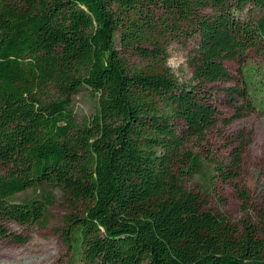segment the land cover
Instances as JSON below:
<instances>
[{
	"label": "trees",
	"instance_id": "16d2710c",
	"mask_svg": "<svg viewBox=\"0 0 264 264\" xmlns=\"http://www.w3.org/2000/svg\"><path fill=\"white\" fill-rule=\"evenodd\" d=\"M263 11L264 0H0V239L26 241L6 222L46 227L58 191L68 264H264V208L232 222L208 208L215 181L184 184L206 173L186 144L217 123L208 85L232 79L226 63L264 57ZM172 45L187 81L167 68ZM82 91L94 107L78 122ZM228 95L235 120L256 111L244 87ZM241 156L213 167L218 181L236 179Z\"/></svg>",
	"mask_w": 264,
	"mask_h": 264
},
{
	"label": "rangeland",
	"instance_id": "374dc122",
	"mask_svg": "<svg viewBox=\"0 0 264 264\" xmlns=\"http://www.w3.org/2000/svg\"><path fill=\"white\" fill-rule=\"evenodd\" d=\"M168 53L173 64L167 62V68L179 80H189L191 74L186 65L185 49L172 45ZM225 66L232 79L208 85L206 90L210 104L218 112L217 123L206 133L204 141L189 140L186 144L191 154L201 157L206 173L192 179L185 178L184 184L187 190L199 193L215 181L208 208L232 222H238L249 218V215L253 217L254 212L264 208V114L260 112L264 106V57L250 54L244 66L237 63H226ZM239 87L248 92L256 111L235 120L228 92ZM236 104L239 106L240 102ZM93 107L94 103L86 91L74 96L73 109L78 122L89 117ZM179 126L182 127L181 124ZM238 147L242 156L236 179L227 183L218 181L213 175V167H229L231 153ZM241 191L247 195V204L239 198ZM52 194L55 203L49 209L51 217L46 227H20L12 222L4 224L9 233L26 241L16 243L9 238H1L0 264H68L70 255L59 235L63 217L67 214L66 204L58 191ZM245 206L248 213L244 210Z\"/></svg>",
	"mask_w": 264,
	"mask_h": 264
},
{
	"label": "clouds",
	"instance_id": "9594fccd",
	"mask_svg": "<svg viewBox=\"0 0 264 264\" xmlns=\"http://www.w3.org/2000/svg\"><path fill=\"white\" fill-rule=\"evenodd\" d=\"M168 64H169V65L173 64V60H169V61H168Z\"/></svg>",
	"mask_w": 264,
	"mask_h": 264
}]
</instances>
